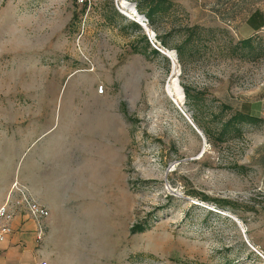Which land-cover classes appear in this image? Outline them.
<instances>
[{
    "label": "rangeland",
    "instance_id": "374dc122",
    "mask_svg": "<svg viewBox=\"0 0 264 264\" xmlns=\"http://www.w3.org/2000/svg\"><path fill=\"white\" fill-rule=\"evenodd\" d=\"M139 1L0 0V202L25 166L23 131L67 127L82 146L75 185L88 173L89 189L73 190L65 231L90 264H264V124L218 139L264 98V35L239 45L249 0H169L153 27ZM111 7L124 19L108 24ZM130 22L157 47L166 38L170 59L133 53Z\"/></svg>",
    "mask_w": 264,
    "mask_h": 264
},
{
    "label": "crops",
    "instance_id": "0c3cea01",
    "mask_svg": "<svg viewBox=\"0 0 264 264\" xmlns=\"http://www.w3.org/2000/svg\"><path fill=\"white\" fill-rule=\"evenodd\" d=\"M238 34L241 40L264 35V0H249V14L244 24L238 28ZM247 114L264 121V98L251 103ZM52 128V124H41L40 127L31 124L19 138L18 158L20 161L25 155V166L18 171L17 176L35 199L49 211L44 239L38 243L33 222L26 214L18 215L12 222L13 234L0 243V264L91 263L87 250L83 256L74 251L73 236L65 231V224L72 222L76 212L73 190L78 187L89 189L86 172L83 186L75 185L77 180L80 181L77 175L79 171L76 172V167L81 162L80 139L73 133H67V127L63 135H51ZM261 144L264 154V137ZM77 213L79 215L80 211L77 210ZM86 242L88 246L89 241Z\"/></svg>",
    "mask_w": 264,
    "mask_h": 264
},
{
    "label": "trees",
    "instance_id": "16d2710c",
    "mask_svg": "<svg viewBox=\"0 0 264 264\" xmlns=\"http://www.w3.org/2000/svg\"><path fill=\"white\" fill-rule=\"evenodd\" d=\"M85 6L86 5H84V8ZM170 8H171V2L169 0H140L139 2L136 3V9L138 13L141 14L146 19L150 27H153L155 25V22L158 18L164 17L169 12ZM75 18L73 20H75ZM118 18L124 19V17L116 9H114V7H111L109 13L104 15V19L108 22V24H112ZM128 25L130 28L133 29V32L137 33L139 36L138 37L139 41L136 42V45L134 44L132 46L133 53H138L142 55L151 54L156 57H162L167 61V59L164 56H162L158 50L151 47L148 38L144 33L143 29L141 28V26H139L135 22H130ZM156 37L159 44L161 45V48L170 49L169 42L166 40V38H161L160 36H156ZM159 44H158V48L160 46ZM188 45L189 43L187 42V39H185L173 48V50L176 52L177 59L180 64L183 63V56L185 54ZM239 45H242L243 48L244 47L255 48L254 41L252 38L243 39L239 41ZM184 93L186 99L195 102V97H193L189 93V91L185 88H184ZM194 110L195 112H197V109ZM193 121L198 127V129H200L203 132L204 136L206 138H209L210 133H208L205 127H202L196 115H194ZM260 123L264 124L263 119L247 113H242L240 111H237L230 117V119L227 122L221 125L218 133V139L221 142H225L229 137H231L230 135L233 132L240 131L238 126L255 125ZM145 230H147L145 225H141L139 223L131 227L130 233L137 234V233H142Z\"/></svg>",
    "mask_w": 264,
    "mask_h": 264
},
{
    "label": "built area",
    "instance_id": "2783aa9c",
    "mask_svg": "<svg viewBox=\"0 0 264 264\" xmlns=\"http://www.w3.org/2000/svg\"><path fill=\"white\" fill-rule=\"evenodd\" d=\"M150 43L154 49L160 51L153 42L150 41ZM104 90V86L99 85L96 87V94L102 95ZM20 214H26L33 222L36 241L42 242L46 232L49 211L35 199L18 178H15L10 183L0 203V243L5 242L13 234L12 222Z\"/></svg>",
    "mask_w": 264,
    "mask_h": 264
},
{
    "label": "water",
    "instance_id": "95a60500",
    "mask_svg": "<svg viewBox=\"0 0 264 264\" xmlns=\"http://www.w3.org/2000/svg\"><path fill=\"white\" fill-rule=\"evenodd\" d=\"M140 24V23H139ZM141 25V24H140ZM142 26V25H141ZM160 52V51H159ZM162 55H165L167 58L170 59V56L168 54H165L163 52H160ZM196 132L200 135V132L198 130H196Z\"/></svg>",
    "mask_w": 264,
    "mask_h": 264
}]
</instances>
